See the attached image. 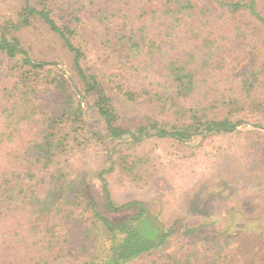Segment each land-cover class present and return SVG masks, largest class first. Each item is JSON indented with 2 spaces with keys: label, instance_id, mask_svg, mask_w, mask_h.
Returning a JSON list of instances; mask_svg holds the SVG:
<instances>
[{
  "label": "rangeland",
  "instance_id": "rangeland-1",
  "mask_svg": "<svg viewBox=\"0 0 264 264\" xmlns=\"http://www.w3.org/2000/svg\"><path fill=\"white\" fill-rule=\"evenodd\" d=\"M20 7L21 0H0V29L9 22L15 23L16 28H9V33L20 40L36 67L23 63L21 56L12 59L0 54V170L4 166L16 170L24 163L25 152L36 141L45 117L61 118L63 94L47 81L64 78L82 91L72 65V53L41 21L19 26L16 12ZM89 11L87 5L86 12ZM109 25H114L112 20ZM103 36L102 27L93 18H87L77 40L86 52L84 67L106 74L103 80L108 84L121 124L132 130L151 122L177 125L180 121L177 117L168 109L150 103L140 90L141 82L157 89L164 81L162 72L151 68L157 75L152 73L143 79L142 73L133 70V61L147 56L140 57V52L127 57L122 44L114 40L103 42ZM184 40L189 41L188 36L181 35L178 42L185 45ZM168 41L169 46L165 48V42L158 36L153 37V65L168 62L165 56L155 55L160 47L168 50V56L176 54L184 59L188 56L180 51L181 45L173 37ZM143 44V50L149 49L148 43ZM263 59L264 52L255 51L252 46H247L245 51L228 53L226 61L218 58L219 64L211 59L206 68L211 71L203 75L207 71L203 70L198 85L202 87L203 81H213L235 96L236 82L230 69L252 68ZM126 83L134 91L137 89L136 100L129 101L118 89ZM69 90L75 105L80 96L71 86ZM94 100L91 95L81 100L85 132L76 131L64 122L53 127L55 138L67 134L69 143L66 152L54 160L50 171L65 174L66 186L71 188L83 182L90 196L102 207L97 172L112 165L113 170L105 177L116 203L144 201L164 225L176 227L177 232L167 245L129 264H264V130L261 128L264 127V106L248 101V104L219 103L205 109L210 118L242 120L233 132L198 133L187 141L151 136L131 143L111 141L107 137L105 124L93 106ZM92 132L98 133L99 139L93 138ZM83 209L77 210L81 214L71 223L66 249L57 252L59 264H83L98 256L101 232L97 222ZM16 211L18 218L13 225L8 223L10 230L5 237L10 247L19 244L15 226L27 222L26 215ZM34 225L40 229L47 226L46 221H37ZM187 226L198 228L200 235H185ZM6 245L0 244V255Z\"/></svg>",
  "mask_w": 264,
  "mask_h": 264
},
{
  "label": "trees",
  "instance_id": "trees-1",
  "mask_svg": "<svg viewBox=\"0 0 264 264\" xmlns=\"http://www.w3.org/2000/svg\"><path fill=\"white\" fill-rule=\"evenodd\" d=\"M87 5L89 14L86 12ZM87 18H93L102 27L103 42L114 40L122 44L127 57L140 52V57L147 56L143 60L133 56V60L136 59L132 68L142 73L143 79L154 73L152 69L162 72L164 81L157 89L141 82L140 90L148 96L150 103L168 109L177 117L180 120L177 125L151 122L132 130L121 124L108 84L103 80L106 74L100 75L83 65L86 52L77 39ZM36 20L56 34L72 53V65L82 84V91L64 78L57 82L54 78L47 81L63 94L65 103L61 118L45 117L41 132L36 134V141L25 152L24 163L16 170L7 166L0 170V244L7 243L2 247L0 264H59L57 252L66 249L71 223L81 214L77 210L84 207L98 224L101 243L98 256L83 264L132 263L167 245L176 234V227L164 225L144 201L116 203L105 177L113 170L112 165L97 172L101 180L102 207L90 196L83 182L72 188L66 186V175L50 171V167L56 158L66 152L69 139L67 134L55 138L53 127L64 122L75 127L76 131L85 132L81 100L91 95L95 99L93 106L96 113L103 120L111 141L139 143L151 136L187 141L198 133L235 131L243 123L242 120L210 118L205 109L219 103L248 104V101L257 103L258 107L264 106V59L252 68L239 66V69H230L236 82L235 96L213 81H203L202 87H199L198 79L211 59L219 64L218 58L226 61L228 53L238 49L245 51L247 46L264 52V0H21L16 23L28 26ZM110 20L114 24L111 27ZM9 23L0 29V54L12 59L21 56L23 63L36 67L20 40L9 33V28H16L15 23ZM181 35L188 36L189 41L182 42L185 45L178 42ZM155 36L165 42V48L170 43L168 38L173 37L175 43H180V51L188 55L186 59L176 57V54L168 56V50L160 47L155 55L165 56L168 62L153 65L151 42ZM143 43L149 44L146 51L142 49ZM198 59L200 64H197ZM42 64L38 63L39 66ZM206 70L203 75L211 71ZM69 86L80 96L75 105ZM118 89L129 101L136 100L137 89L134 91L127 83L118 86ZM261 128L264 130V127ZM91 136L99 139L96 132H92ZM17 209L21 211L19 214L26 215L27 222L15 226L19 232V244L10 247L5 238L10 230L7 226L13 225L18 218ZM37 221H46L47 226L40 229L34 225ZM184 234L200 235L198 228L188 226L184 228Z\"/></svg>",
  "mask_w": 264,
  "mask_h": 264
}]
</instances>
